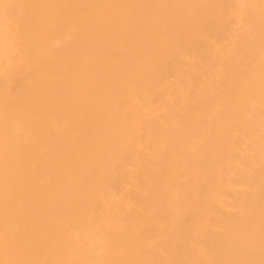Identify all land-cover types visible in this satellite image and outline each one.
Segmentation results:
<instances>
[{
    "label": "bare ground",
    "instance_id": "obj_1",
    "mask_svg": "<svg viewBox=\"0 0 264 264\" xmlns=\"http://www.w3.org/2000/svg\"><path fill=\"white\" fill-rule=\"evenodd\" d=\"M0 264H264V0H0Z\"/></svg>",
    "mask_w": 264,
    "mask_h": 264
}]
</instances>
